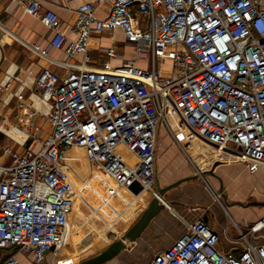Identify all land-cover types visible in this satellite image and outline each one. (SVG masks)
<instances>
[{
    "label": "built area",
    "instance_id": "2783aa9c",
    "mask_svg": "<svg viewBox=\"0 0 264 264\" xmlns=\"http://www.w3.org/2000/svg\"><path fill=\"white\" fill-rule=\"evenodd\" d=\"M10 1L38 14L40 0ZM104 3L111 6L100 19L95 11ZM76 12L78 37L70 41L55 11L40 16L54 30L50 45L65 48L69 58L83 54V61L66 75L49 64L36 76L37 91L51 105L39 147L1 152L0 249H16L37 264L68 246L70 149H82L118 185L138 182L154 195L159 129L186 150L173 129L174 112L200 140L247 163L252 173L264 166V0H95ZM116 28L135 45L136 60L115 65L110 47L108 60L88 66L92 36ZM34 49L48 59V49ZM17 97L35 133L38 112L22 93ZM124 151L137 163L125 160ZM263 231L264 216L238 228L240 247L222 251L220 235L198 219L148 264H264V244L255 242ZM18 253L0 264H21Z\"/></svg>",
    "mask_w": 264,
    "mask_h": 264
},
{
    "label": "crops",
    "instance_id": "0c3cea01",
    "mask_svg": "<svg viewBox=\"0 0 264 264\" xmlns=\"http://www.w3.org/2000/svg\"><path fill=\"white\" fill-rule=\"evenodd\" d=\"M87 1L95 0H40L38 14L35 15L27 11L26 4L1 0L0 160L4 159L1 157V152L6 146L20 151L25 147H39L40 145L39 138L43 136L41 123L44 122V115L51 108V105L43 100L35 86L36 76L42 67L50 64L52 69L58 74L66 75L72 68L83 61V54L69 58L65 48H56L50 45L54 30L48 27L40 16L47 10L55 11L60 19L59 28L65 32L68 41L76 40L78 34L73 30L78 17L76 10L80 4ZM110 6V3L98 5L95 11L96 16L100 19L104 18L108 14ZM35 45L48 49V59L40 56V53L34 49ZM110 47L115 48L117 52L116 57L110 58L113 64L117 65L125 61L136 60L135 45L126 40L124 32L119 28L106 29L99 34H94L90 39L88 53L91 56V60L88 66L99 67L108 60L107 49ZM142 63L138 62L140 65ZM7 82H10L9 87L6 86ZM20 93L31 104L30 108L38 112L35 123L38 124L39 129L35 133L34 131L30 133L31 126L27 122L29 115L22 113L19 108L17 96ZM160 135H164V139L158 138L156 169L161 186H166L185 176L197 174V172H194V174H192L193 172H181L175 180L174 178L171 179L174 175L164 169L166 165L163 162L170 158L173 159L178 149L172 145L171 147L168 146L170 150L164 149V142L170 141V137L165 134L164 128L163 130L159 129ZM165 153H167V158L165 157L161 161ZM221 157L224 159L223 156ZM220 158H218L219 160H214V163L221 161ZM169 162L171 161H166V163ZM220 163L222 164L213 167L214 170L212 169V171L214 174L211 176L218 180L220 190L221 187H225V182L230 184V191L227 190L226 192L227 200L230 201V209L226 206L225 210L214 202L213 196L209 194L210 190L208 187L207 190L209 192L198 179L186 182L169 192L165 198L167 208L152 221L151 226L135 241L136 248L151 249L153 250L152 254L155 252V249L159 250L158 252L165 250L178 236L185 232L189 223H193L198 219H204L213 231L220 235L219 246L222 251L241 246L238 238V228L246 230L248 225L264 216V166H260L252 173L247 167V163L245 164L238 160ZM224 168L226 169L222 173ZM161 170L162 172H160ZM241 174H245L246 179H238ZM98 176L99 178L102 177L101 175ZM252 177L254 182H252ZM201 178L203 179V177ZM104 182L110 184L106 178ZM109 186L113 188L111 185ZM114 186V192H122L123 187L118 186L116 183ZM148 196L149 191H143L139 195L133 194L132 200ZM152 198L153 195L146 199L143 209L141 208L142 212ZM80 200L87 202L91 209L99 211L98 207L92 206L86 200L84 194L81 195ZM253 201L262 202L263 205L247 206L248 203ZM100 216L111 227L116 222V219H118L117 216L114 220H110L108 217L102 215L101 212ZM110 226L108 227L111 228ZM75 231L74 240H78L79 238L83 240L84 237H78L81 233L80 226H77ZM77 234L78 236L76 237ZM101 234L104 235L105 233ZM255 242L257 244H264V231ZM72 248L75 251L81 247L77 248V245L73 244ZM53 255L50 253L41 264H52ZM151 257L150 253L149 258ZM17 258L21 264H37L25 253H18Z\"/></svg>",
    "mask_w": 264,
    "mask_h": 264
},
{
    "label": "rangeland",
    "instance_id": "374dc122",
    "mask_svg": "<svg viewBox=\"0 0 264 264\" xmlns=\"http://www.w3.org/2000/svg\"><path fill=\"white\" fill-rule=\"evenodd\" d=\"M140 65V64H139ZM142 66L145 68H149L150 64L147 62H143ZM169 70V68L167 69ZM172 125L173 129L178 132L180 138L185 143L186 150L180 148L177 143L174 142V138L168 133L167 128H164L165 134L170 137V141L164 142V149H169V147L176 146L177 153L173 156V159H167L163 164L166 165L164 169L172 173L174 180L179 176L181 172H190L194 174V172L199 173L204 170L213 169L214 160L216 161L220 158V162H233L234 158L229 157L226 152L220 153V149L217 150V147L212 145H206L204 142L196 139L194 137V132L189 130V128L185 125V123L178 118V116L173 112L172 114ZM163 130V128L161 127ZM159 139H164V135H160ZM175 144V145H174ZM169 146V147H168ZM170 150V149H169ZM158 151V148H157ZM226 154V155H225ZM123 157L129 163L136 164L137 159L129 156L128 152H122ZM220 155V156H219ZM167 158V153L163 155L162 159ZM216 158V159H215ZM219 160V159H218ZM164 161V160H163ZM166 161H171L166 163ZM222 163L218 164L221 165ZM246 164V163H245ZM211 165V166H210ZM171 166V167H169ZM210 166V167H209ZM223 169L222 173H224ZM67 170L70 172V175L74 181L79 182L80 188L85 186L84 195L86 200L92 204V206L98 207L99 211L91 209L90 205L87 202H78V208L74 210V221H73V232L71 237V242L69 240L68 246L65 250H63L59 255H53L52 264H77L84 259L96 254L98 251L95 249V245L104 240L107 244L113 243L116 239L120 238L139 218L141 215V208L143 209L144 202L148 199L152 194L149 192L148 197H142L137 200H132L133 194L128 191L124 186L122 192H114L115 189V181L109 177L104 175L102 171L92 164L85 152H83L80 148H73L67 152ZM163 170V168H162ZM162 170L160 172H162ZM214 170V169H213ZM221 172V169H220ZM226 172V171H225ZM221 173V174H222ZM74 174V175H73ZM98 175L102 177L99 178ZM108 180L110 184H106L104 179ZM246 179L245 174H241L238 179ZM202 179V178H201ZM204 186L212 189L219 198H216L212 192L208 191L210 195L213 196L214 202H216L219 206L221 202L230 209V201H225L223 198V194L219 188V182L216 178L211 175H205L204 178L201 180ZM103 180V181H102ZM173 181V180H172ZM252 182H254L252 177ZM113 188H110V186ZM230 184L225 182L223 187V192L226 193L227 190L230 191ZM76 186V183H75ZM120 186V185H119ZM155 187V183H154ZM79 189L78 186L75 187V194ZM79 191V190H78ZM113 191V192H112ZM74 194V195H75ZM77 199V197H76ZM75 199V205H76ZM232 200V199H230ZM77 207V205H76ZM230 211V210H229ZM100 212L102 215L108 217L110 220L116 219V222L113 223L112 227L108 225L104 220H102L100 216ZM81 214V215H79ZM69 233L71 231L72 225L71 220L69 224ZM80 226V236L78 234L76 237H84L82 239L74 240L75 238V228ZM110 226L111 228H109ZM106 230V231H105ZM101 233H105L102 235ZM82 240V241H81ZM77 245L78 250L73 251L72 245ZM136 243H131L125 250H123L117 257L112 259L111 261L107 262L106 264H148L154 255L159 250H154L155 252L152 254L151 249L147 248H136ZM85 250V251H84ZM83 251V252H82ZM17 253L16 250L13 248L11 249H0V261L3 260L7 255ZM151 253V258H149ZM61 255H65L64 258L66 260H61ZM149 259V260H148Z\"/></svg>",
    "mask_w": 264,
    "mask_h": 264
},
{
    "label": "water",
    "instance_id": "95a60500",
    "mask_svg": "<svg viewBox=\"0 0 264 264\" xmlns=\"http://www.w3.org/2000/svg\"><path fill=\"white\" fill-rule=\"evenodd\" d=\"M220 161L214 163L213 167L218 165ZM157 168V167H156ZM214 172L212 169L204 170L200 173L185 176L174 182L167 184L166 186H161L158 171L156 169L155 173V194L150 200L149 204L146 206L140 217L136 222L118 239L113 243L107 244L104 240H101L95 245V249L98 251L96 254L82 260L77 264H106L115 257H117L123 250H125L131 243L138 240L144 232L151 226L152 221L167 208V202L165 200L166 196L173 189L181 186L182 184L189 182L191 180H196L205 175H212ZM128 189L134 194H139L143 191L142 186L138 182H134L128 187ZM221 192L225 201H227V194L223 192V187H221ZM263 205L262 202L253 201L247 204V206H258Z\"/></svg>",
    "mask_w": 264,
    "mask_h": 264
},
{
    "label": "bare ground",
    "instance_id": "6f19581e",
    "mask_svg": "<svg viewBox=\"0 0 264 264\" xmlns=\"http://www.w3.org/2000/svg\"><path fill=\"white\" fill-rule=\"evenodd\" d=\"M194 135V134H193ZM194 137L196 138V139H198V140H200L197 136H195L194 135ZM200 141H202V140H200ZM202 142H204V141H202ZM204 144H206V145H210V144H208V143H206V142H204ZM217 149L219 150L220 149V153L219 154H221L222 152H224L223 150V148H218L217 147ZM226 151V150H225ZM226 155V154H225ZM229 156V155H228ZM67 167V166H66ZM68 171V170H67ZM68 173H69V175H70V172L68 171ZM102 173H104V172H102ZM74 175V174H73ZM104 175H106V176H109V177H111L110 175H108V174H104ZM70 177H71V175H70ZM71 179H72V177H71ZM72 181H73V191H72V193H73V197H74V206H73V211H72V213H71V215H70V220H71V225H72V228H71V231H70V233H69V237H68V239L70 240V242H71V237H72V232H73V221H74V216H73V214H74V210H76V208H78V202L80 201V197H81V195H83L84 193V190H85V186H83V187H81L80 188V185H79V182H77V181H74V176H73V179H72ZM75 183H76V186H78L79 187V191L77 190V192H76V194H75ZM116 183V182H115ZM117 184V183H116ZM118 185V184H117ZM119 186V185H118ZM127 188V187H126ZM128 189V188H127ZM128 191H130L129 189H128ZM143 191H149V190H143ZM142 191V192H143ZM131 192V191H130ZM150 192V191H149ZM132 194H134L133 192H131ZM141 193V192H140ZM139 193V194H140ZM75 194V195H74ZM139 194H134V195H139ZM76 197H77V199H76ZM75 199H76V205H77V207H76V205H75ZM85 251V250H84ZM83 252V251H82ZM63 257H65V255H61V260H66L67 258H64L63 259ZM59 264H62V263H59Z\"/></svg>",
    "mask_w": 264,
    "mask_h": 264
},
{
    "label": "trees",
    "instance_id": "16d2710c",
    "mask_svg": "<svg viewBox=\"0 0 264 264\" xmlns=\"http://www.w3.org/2000/svg\"><path fill=\"white\" fill-rule=\"evenodd\" d=\"M14 250H16V249H14ZM9 255H10V254H9ZM9 255H7V256H9ZM7 256H6V257H7ZM6 257H5V258H6ZM5 258H4V259H5Z\"/></svg>",
    "mask_w": 264,
    "mask_h": 264
}]
</instances>
